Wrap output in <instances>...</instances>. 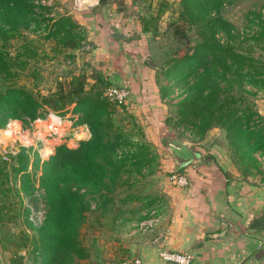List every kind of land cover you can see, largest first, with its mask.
<instances>
[{
    "label": "trees",
    "instance_id": "trees-1",
    "mask_svg": "<svg viewBox=\"0 0 264 264\" xmlns=\"http://www.w3.org/2000/svg\"><path fill=\"white\" fill-rule=\"evenodd\" d=\"M180 1L181 17L197 25L201 39L186 49H177L159 65L161 96H168L174 86L185 82L184 94L175 102V123L198 138L213 126L223 127L232 157L243 167L256 165L255 152L264 149V117L261 125L253 124L254 116L259 115L243 92L250 91L245 84L264 87V60L236 47L240 32L221 14L226 0ZM34 7L31 0H0V39L8 40L28 27L34 19ZM162 11L159 6L155 17ZM262 14L261 9L254 13L250 27L256 28L252 33L241 31L244 36L255 40L264 36ZM48 20L47 37L64 48L81 45L85 33L70 15ZM142 30H150L149 21L145 20ZM26 60L18 59L21 63ZM10 72L9 59L0 47V127L14 118L23 123L43 118L46 107L58 110L73 104L77 113L74 123L87 124L90 130V136L76 146L56 144L45 159H40L36 149L30 153L32 146L20 145L11 156L10 172H4L6 187H1V193L10 191L19 197L25 221L31 226L33 210L42 204L38 235L31 239L28 250L30 264H80L89 254L81 237L88 212L96 206L106 207L132 172H152L156 156L148 142L117 122L116 104L103 94L111 83L101 71H94V82L86 88V74L74 70L68 79H58L50 94L11 83ZM121 106L124 108V103ZM174 171L171 168L169 173ZM22 193L30 204L22 202ZM17 257L22 261L23 255ZM21 261L10 257L11 264H23Z\"/></svg>",
    "mask_w": 264,
    "mask_h": 264
},
{
    "label": "crops",
    "instance_id": "crops-1",
    "mask_svg": "<svg viewBox=\"0 0 264 264\" xmlns=\"http://www.w3.org/2000/svg\"><path fill=\"white\" fill-rule=\"evenodd\" d=\"M90 1L73 14L85 32L79 47L86 48L80 57L91 66L90 85L98 70L110 83L129 87L125 114L130 123H137L136 130L142 134L136 136L148 142L156 160L153 172H132L106 207L88 212L81 237L89 254L79 263L135 264L138 258V264H174L159 256V245H164L190 253L191 264H264V149L259 150L262 155L255 152L256 165L243 167L232 157L228 142L207 141L205 135L199 143L190 141L201 154L180 172L189 182L175 184L169 171L175 168L176 156L189 155V150L185 140L174 137L176 124L165 102L170 100L173 106L175 101L172 93L161 96L159 65L140 53L138 45L121 44L128 36L125 28L110 30L112 22L123 27L122 14L110 18L92 14L87 10L99 0ZM129 54H135L138 61H130ZM69 111L75 114V124L77 113L73 106ZM15 120L19 125L20 120ZM74 128L79 138L72 146L90 136L87 124ZM50 145L51 153L54 146ZM150 209H156L159 220L152 230L140 232L136 223ZM1 240L0 235V264H9V244Z\"/></svg>",
    "mask_w": 264,
    "mask_h": 264
},
{
    "label": "rangeland",
    "instance_id": "rangeland-1",
    "mask_svg": "<svg viewBox=\"0 0 264 264\" xmlns=\"http://www.w3.org/2000/svg\"><path fill=\"white\" fill-rule=\"evenodd\" d=\"M31 1L35 5L32 23L28 27H23L20 34L8 40L0 39V47L10 62L11 83L24 86L34 93L39 91L41 94H50L56 89L58 79H61V77L68 79L71 72L77 70V72L84 71L87 76L85 87L89 88L91 82V66L81 58V54H83L81 52H84L86 48L79 46L76 49L64 48L46 35L47 26L50 24L48 18L55 17L59 14H68L75 20L73 14L80 10V7H76V0ZM95 4V7L87 11L107 18H110L114 13L122 14L125 19L124 21H126L123 27H120V25L117 26L116 23L112 22L110 23V30L125 28L128 36L125 39L123 38L124 40H121V44L125 47L138 45L140 47L139 52L147 54L146 57L149 60L155 61L158 65H162L177 49H186L187 46L190 47L201 39L198 34L197 25L191 24L188 20L186 21L181 17L182 4L180 0H99V4ZM159 6L163 7L162 14L159 17H155ZM263 6L264 0H226L221 10V14L232 21L236 26V30L240 32L235 39L236 47L248 53L259 55L262 60H264V36H260L255 40L251 36H244L241 31L252 33L251 31L255 30L256 26L254 28L253 26L250 27L252 17L258 10L263 9ZM145 20L149 21L150 30L148 31L142 30V25ZM258 28L259 24H257ZM80 29L84 31L82 27ZM17 53H20V55H17ZM26 57V63L18 61V59H25ZM129 57L130 61L132 59L134 62L138 61V57L135 54H129ZM142 59L143 57H140V61ZM193 77L194 74L188 77L187 80L190 81ZM185 87V82L174 86L173 93L172 95L170 94L172 101L174 100L176 102L184 94ZM245 87L250 90L243 92L245 99L250 101V105L257 111V115L260 116H254L252 122L259 126L263 122L264 117V87L257 88L251 84H245ZM165 103L169 115L173 117L171 119L173 124L176 119H174L175 103L173 106L170 105V100ZM72 106L73 104L58 110L46 107L44 119H49L50 117L58 118L53 114L50 115L51 113H57L63 122V125L61 123L52 125L53 129L58 133L50 131L49 133L41 132L40 135L37 132V127H35V121L37 122L38 119L28 120V123H23L21 119L14 118L20 120L19 125L16 120L13 121L14 119H10L12 122L9 127L8 124L0 127V226L2 225L4 228L0 230V235L1 239L9 244L11 257L14 255L19 262L21 258L17 256L19 254L23 255L24 262L23 258L21 261L23 264H30L31 262L28 259V250L32 248L30 243L31 239L38 235L37 227L41 223L43 207L39 203L38 209L33 210L32 217L34 224L32 226L29 225L25 221L24 213H22V206L20 208L19 197L10 191L1 193V187H6L4 183V172H10L11 156L16 154L20 149V145L25 147L32 146L30 153L33 154L34 149H36L40 159L48 157L51 151L50 144L55 146L65 141L68 146H72V143L79 138L74 132L75 124L72 123V117L75 114L69 111ZM115 107V118L117 122L126 126L128 130L133 128L134 134L136 133L135 135L140 136L139 133L141 131L138 130L137 132L136 130L137 123H130L132 120L130 116L125 114L126 110L123 106ZM49 115L50 117H48ZM66 123L67 125H65ZM174 128L176 131L174 137L196 143L202 141L190 129L185 128L183 125L176 124ZM13 129L17 131L15 130L12 133ZM28 129L30 131V137H33V141L30 145H24L22 142L23 134ZM225 133L223 127L213 126L208 130L204 138L207 141L227 145L228 140ZM5 134L12 135L7 136ZM256 153H260V151L258 150ZM261 153L264 156V150ZM261 153L259 155H262ZM262 162H264V158H262ZM35 171L38 178L40 167L36 168ZM37 178L35 181L36 184L38 183ZM36 196L38 201H40V196ZM22 202L30 204L28 196L23 193ZM3 204L5 206L1 207ZM84 224L82 227H84ZM9 264L11 263L9 262ZM81 264H88V260H82Z\"/></svg>",
    "mask_w": 264,
    "mask_h": 264
},
{
    "label": "built area",
    "instance_id": "built-area-1",
    "mask_svg": "<svg viewBox=\"0 0 264 264\" xmlns=\"http://www.w3.org/2000/svg\"><path fill=\"white\" fill-rule=\"evenodd\" d=\"M89 3H91L90 0H76V7H86ZM261 11L263 12L262 16L264 17V8L261 9ZM253 27H254V25H253ZM103 94L111 102L115 103L116 105H121L130 97L131 92H130L129 87H127L125 85H119V84L111 83L104 88ZM52 114L55 115L56 117H58V119L61 121V118L57 113H51L50 115H52ZM50 115L48 117H50ZM36 119H38L37 122L41 121V120H46V119L41 118V117H38ZM11 122H12V120L8 121V123H7L8 127L11 124ZM37 122L35 121V127H37V131L39 133V131H41L43 127H38ZM15 130L16 129H13L12 133L15 132ZM50 131H54V132L58 133L54 129H50L47 133H49ZM29 132L30 131L28 129L23 134L22 142L24 145H30L33 141V137L32 136L30 137ZM26 133H28V137L25 138L24 136ZM170 178L172 179V181L175 184L181 185V186L186 185L189 182L186 175L183 173H180L178 171L172 172L170 174ZM158 220H159V214L157 213L156 209H150L147 216L144 219H142L136 223V227L141 232H147V231H150L153 229V227L155 226V224L157 223ZM158 252H159V256L164 261L171 262L174 264H191L192 255L186 251L170 249V248L165 247L164 245H159ZM139 262H140V260L138 258H136L134 261L135 264H138Z\"/></svg>",
    "mask_w": 264,
    "mask_h": 264
},
{
    "label": "water",
    "instance_id": "water-1",
    "mask_svg": "<svg viewBox=\"0 0 264 264\" xmlns=\"http://www.w3.org/2000/svg\"><path fill=\"white\" fill-rule=\"evenodd\" d=\"M185 144H188V150H189V155H178L176 156V164H175V171H180L187 165H189L192 161L197 159L200 156V152L195 150L193 148V143L190 141H185Z\"/></svg>",
    "mask_w": 264,
    "mask_h": 264
},
{
    "label": "bare ground",
    "instance_id": "bare-ground-1",
    "mask_svg": "<svg viewBox=\"0 0 264 264\" xmlns=\"http://www.w3.org/2000/svg\"><path fill=\"white\" fill-rule=\"evenodd\" d=\"M58 123H62V122L58 118H53V117H50L49 119L46 120H41L40 122H38L37 125L38 127H43L42 130L39 131L40 135L41 132L47 133L50 129H53L52 127L53 124H58ZM26 137H28V133L25 134V138Z\"/></svg>",
    "mask_w": 264,
    "mask_h": 264
}]
</instances>
